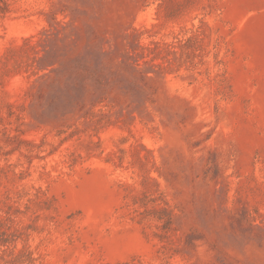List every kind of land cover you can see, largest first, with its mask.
I'll return each instance as SVG.
<instances>
[{"label": "rangeland", "instance_id": "obj_1", "mask_svg": "<svg viewBox=\"0 0 264 264\" xmlns=\"http://www.w3.org/2000/svg\"><path fill=\"white\" fill-rule=\"evenodd\" d=\"M0 264H264V0H0Z\"/></svg>", "mask_w": 264, "mask_h": 264}]
</instances>
